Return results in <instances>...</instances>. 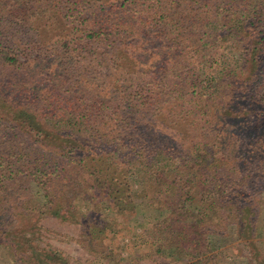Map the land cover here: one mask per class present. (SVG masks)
Instances as JSON below:
<instances>
[{
  "label": "trees",
  "instance_id": "trees-1",
  "mask_svg": "<svg viewBox=\"0 0 264 264\" xmlns=\"http://www.w3.org/2000/svg\"><path fill=\"white\" fill-rule=\"evenodd\" d=\"M98 198L161 257L264 264V0H0V249L71 264L40 224L102 243Z\"/></svg>",
  "mask_w": 264,
  "mask_h": 264
},
{
  "label": "rangeland",
  "instance_id": "rangeland-1",
  "mask_svg": "<svg viewBox=\"0 0 264 264\" xmlns=\"http://www.w3.org/2000/svg\"><path fill=\"white\" fill-rule=\"evenodd\" d=\"M36 189V187H34ZM137 188V187H135ZM98 207L95 204L79 201L83 205L89 218L102 220L110 225L115 219L116 225L105 233L102 247L85 235L78 224L64 222L48 216L42 222L41 236L36 243L46 251L59 250L65 254L71 264H184L183 262L161 257L154 253L150 230L153 214L146 207L143 200H137L138 210L117 216L109 209L105 198H98ZM89 206V207H88ZM10 227L9 222L3 223V228ZM256 242L260 251L264 252V211L256 225ZM231 240V239H230ZM234 237H232L233 242ZM226 248V247H225ZM220 254L222 263L235 261L232 250ZM0 264H29L16 262L6 248L0 249Z\"/></svg>",
  "mask_w": 264,
  "mask_h": 264
}]
</instances>
